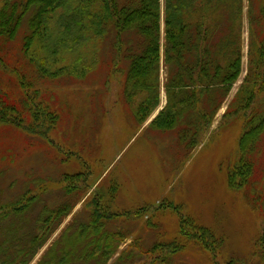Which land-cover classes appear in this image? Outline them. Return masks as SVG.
<instances>
[{
	"label": "rangeland",
	"instance_id": "rangeland-1",
	"mask_svg": "<svg viewBox=\"0 0 264 264\" xmlns=\"http://www.w3.org/2000/svg\"><path fill=\"white\" fill-rule=\"evenodd\" d=\"M260 5V0H243L242 72L212 122L204 125L189 148L179 143L178 130L150 126L167 103L164 9L161 102L141 123L134 107L126 102L125 76L113 65L112 33L102 43L91 38L65 52L58 67L78 65L87 71L81 77L56 79L41 78L23 55L25 25L14 40L0 41V54L7 66H0V107L4 102L26 116L25 106H32L36 99L60 116L53 142L0 122V207L5 208L0 210V245H8L0 257L13 258L20 244L42 235L39 219L45 216V209L57 208L72 196L74 209L39 241L43 245L36 246L29 264H42L55 246L62 249L74 230L67 235L66 229L88 223L91 211H97L96 198L102 199L109 213L151 207L135 217L120 214L105 221L107 234L116 233L115 253L107 264H264V136L252 155L250 183L235 188L229 177L241 157L244 117L236 104L237 93L248 73L250 52L259 42L257 35L264 34V24L255 22ZM228 23L234 25L232 40L237 43L236 22L231 19ZM221 27L229 29L228 25ZM262 99L264 93H257L256 105ZM72 173L81 174L73 185L82 189L69 195L65 178ZM32 195L36 198L28 210L13 211ZM182 222L191 237L199 228L207 229L209 242L181 238ZM176 238H181L185 247L169 256L160 245ZM4 240L7 242L1 244ZM162 256L164 261L156 260ZM51 261L59 264L55 258Z\"/></svg>",
	"mask_w": 264,
	"mask_h": 264
},
{
	"label": "trees",
	"instance_id": "trees-1",
	"mask_svg": "<svg viewBox=\"0 0 264 264\" xmlns=\"http://www.w3.org/2000/svg\"><path fill=\"white\" fill-rule=\"evenodd\" d=\"M260 2V13L255 22L264 24V0ZM163 9L167 103L150 126L158 130H178L179 143L189 148L192 141L196 143L204 125L212 122L242 72L239 38L243 0H164V8L162 0H2L0 41L14 40L25 25L23 55L41 78L56 79L67 75L81 77L87 71L78 65L58 67L57 63L64 59L65 52L76 50L91 38L102 43L112 33L113 65L116 72L125 76L123 93L126 102L134 107L136 119L141 123L161 102ZM231 19L236 22L237 43L232 40L234 25L227 24ZM223 25H228L229 29L222 30ZM257 40L255 50L250 52L252 60L247 76L237 93L236 104L243 111L244 124L240 138L241 157L229 175L230 186L235 188L250 183L254 172L252 155L264 136V99L262 105L261 102L256 105L257 93H264V34L257 35ZM0 66L7 69L3 54H0ZM20 80L22 82L23 78ZM42 102L34 99L32 106H25L26 116L3 102L0 122L13 124L28 134L53 142L52 133L60 116ZM80 176L79 173L66 175L69 195L82 189L73 185ZM34 198L36 195L23 199L26 203L17 204L13 211L28 210ZM101 200L95 199L98 208L91 211L89 222L69 226L65 234L74 230L65 246L62 249L55 246L42 264H53L51 260L54 258L59 264H107L115 253L116 233L107 234L105 221L116 219L120 214L135 217L151 208L145 206L136 211L109 213ZM75 205L70 196L57 208H46V217L41 215L39 219L43 234L20 244L13 258L2 255L0 263L29 264L36 246L43 245L39 241L45 240L56 221L68 216ZM4 209L0 207V210ZM180 232L181 238L192 240L194 237L198 242H209L205 236L210 233L205 228H199L191 237L187 224L182 222ZM181 238L162 244L160 248L170 256L185 247ZM4 242L7 241L1 244ZM6 246L0 245V252L6 250ZM164 257L156 260L164 261Z\"/></svg>",
	"mask_w": 264,
	"mask_h": 264
}]
</instances>
